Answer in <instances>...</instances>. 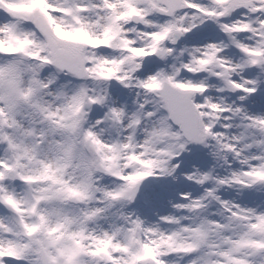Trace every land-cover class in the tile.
Instances as JSON below:
<instances>
[{
  "label": "snow or ice",
  "instance_id": "6c2138e0",
  "mask_svg": "<svg viewBox=\"0 0 264 264\" xmlns=\"http://www.w3.org/2000/svg\"><path fill=\"white\" fill-rule=\"evenodd\" d=\"M0 264H264V0H0Z\"/></svg>",
  "mask_w": 264,
  "mask_h": 264
}]
</instances>
